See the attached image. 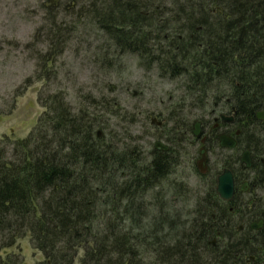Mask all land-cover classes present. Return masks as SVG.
I'll return each mask as SVG.
<instances>
[{
    "label": "trees",
    "instance_id": "obj_1",
    "mask_svg": "<svg viewBox=\"0 0 264 264\" xmlns=\"http://www.w3.org/2000/svg\"><path fill=\"white\" fill-rule=\"evenodd\" d=\"M44 7L46 24L35 32L43 48L27 80L41 84L43 111L26 137H0V252L28 235L43 254L37 264H264V119L256 118L264 110V0H46ZM79 27L98 41L85 51L101 70L134 55L145 73L155 71L151 85L165 87L156 117L109 97L111 82L79 94L74 106L64 88L51 92L58 56ZM221 113L239 128L235 154L252 159L248 169L235 159L225 165L250 174V200L224 203L213 176L192 187L183 173L193 167V124L212 139ZM140 116L165 151L136 136ZM21 263L19 253L0 255V264Z\"/></svg>",
    "mask_w": 264,
    "mask_h": 264
},
{
    "label": "rangeland",
    "instance_id": "obj_2",
    "mask_svg": "<svg viewBox=\"0 0 264 264\" xmlns=\"http://www.w3.org/2000/svg\"><path fill=\"white\" fill-rule=\"evenodd\" d=\"M45 2L46 0H0V137H26L43 111L38 101L40 85L35 83L28 86L27 80L33 77L35 70V59L32 55L36 50L43 48L42 32L36 39L35 32L46 24ZM71 20L73 19L69 18L67 21ZM78 30L76 38L62 56H58L55 65L60 74L57 81L52 82L51 92L64 88L66 98L74 106L79 94L90 90L98 91L111 82L115 86V92H109V97L118 96L127 110L140 106L139 109L147 112V116L153 114L152 116L156 117L164 108V93L162 94L161 90L165 87L151 85L149 76L155 79V71L151 74L145 73L134 55H125L121 66L113 72L101 70L92 55L85 51L87 46L96 45L98 41L90 28L79 27ZM79 40L82 43H79ZM143 119L144 117L140 116L132 128L139 140L147 145L148 142L154 141L151 136L153 130ZM111 120L118 129L116 120ZM121 124L125 125L124 122ZM199 148L198 142L187 148L189 157L193 160L195 158L196 165L200 159L196 154ZM218 157L220 158L219 155ZM213 158L215 155L211 157L208 154L203 166L210 169ZM216 170L219 173L221 167ZM183 173L190 186L204 184L199 182L196 171L190 172L185 167ZM17 252L22 258L21 264H36L43 260L42 253L32 249L28 235L19 239L13 247L1 251L0 255Z\"/></svg>",
    "mask_w": 264,
    "mask_h": 264
},
{
    "label": "flooded vegetation",
    "instance_id": "obj_3",
    "mask_svg": "<svg viewBox=\"0 0 264 264\" xmlns=\"http://www.w3.org/2000/svg\"><path fill=\"white\" fill-rule=\"evenodd\" d=\"M221 124L222 125L223 124H227V125H230V126L226 127L227 131H223L220 128ZM232 125H233V118H232V121H230V122L217 123V124L215 123L216 129H219L218 132H217V135L219 133H225V134H227L228 136H230V137H232L234 139V141H231V142L224 141L226 146H229V145L234 146L233 144H237V141H235V140H236L237 135H239V128H236V127H234ZM215 135H216V133H215ZM201 137L203 138L204 141L207 142V145H206L207 149L205 150L204 159L201 162L202 166H203V163L207 161L208 154L211 155V157H212L213 155H215L214 151H217V150L221 149V151L223 153V156H224V159H225V160H222V162H220V165H222V169L226 168L225 165L230 163L228 161H231L233 159L236 160V163L238 164L239 167H242V168L244 167L243 164H242L243 163V154H242L243 152H240L239 154H235L236 153L235 152V148H232V149L220 148L217 145V141H216V146H214L213 145V140H217L215 137L212 138V139L211 138L207 139L206 135L201 136ZM232 154H235L234 158H232V156H231ZM247 160L248 161H246V163H248V165L250 167V161L252 159H251V157H250L248 152H247ZM215 161H216L215 158H213V160H211V168L210 169L203 166L204 169H202V170L205 171L204 174H208V175L214 174L217 177V175L220 172L218 173L216 168H214ZM259 164L261 166V169L264 170V158H260L259 159ZM209 167H210V165H209ZM242 168H240V170H238L237 172L234 171L233 168H229V170H230V172L232 174V177H233V196H232V199L234 197H237L238 200H243V199L250 200L249 197L255 196L254 186L250 184V180H249L250 174L249 173L247 174L246 171H244ZM244 168L248 169L247 167H244Z\"/></svg>",
    "mask_w": 264,
    "mask_h": 264
},
{
    "label": "water",
    "instance_id": "obj_4",
    "mask_svg": "<svg viewBox=\"0 0 264 264\" xmlns=\"http://www.w3.org/2000/svg\"><path fill=\"white\" fill-rule=\"evenodd\" d=\"M258 118H263L264 117V112H260L257 114ZM222 119L230 121L232 118L231 117H224L221 116ZM197 124L194 125V130H193V134H198V130L197 128ZM232 138H229L225 135H219V141L221 142V146H224V141H231ZM155 148L157 149H165V146H163L160 143H156ZM247 154L245 153L243 155V159L247 160ZM215 192L218 194V196L223 199L224 201H230L233 195V179H232V175L230 173V171L228 170H223V172L217 177V183H216V187H215ZM261 225V223L259 224H253L251 227L252 228H258Z\"/></svg>",
    "mask_w": 264,
    "mask_h": 264
}]
</instances>
